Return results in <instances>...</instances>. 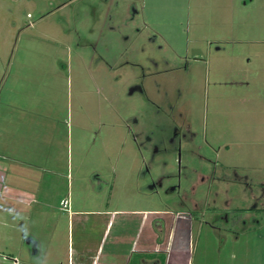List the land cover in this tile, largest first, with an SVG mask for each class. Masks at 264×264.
<instances>
[{
  "label": "rangeland",
  "instance_id": "1",
  "mask_svg": "<svg viewBox=\"0 0 264 264\" xmlns=\"http://www.w3.org/2000/svg\"><path fill=\"white\" fill-rule=\"evenodd\" d=\"M192 195L251 227L215 264H264V0H0V264H67L69 211Z\"/></svg>",
  "mask_w": 264,
  "mask_h": 264
},
{
  "label": "crops",
  "instance_id": "2",
  "mask_svg": "<svg viewBox=\"0 0 264 264\" xmlns=\"http://www.w3.org/2000/svg\"><path fill=\"white\" fill-rule=\"evenodd\" d=\"M201 201L192 195L190 211L161 208L69 211L67 264H215V254L220 255L225 246L245 244L241 234L251 227L201 224L198 219L204 215ZM193 219L200 220V224H193Z\"/></svg>",
  "mask_w": 264,
  "mask_h": 264
}]
</instances>
